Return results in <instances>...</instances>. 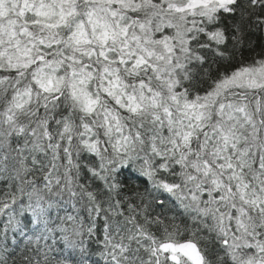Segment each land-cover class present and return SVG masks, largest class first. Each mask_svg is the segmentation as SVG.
<instances>
[{
    "label": "snow or ice",
    "instance_id": "1",
    "mask_svg": "<svg viewBox=\"0 0 264 264\" xmlns=\"http://www.w3.org/2000/svg\"><path fill=\"white\" fill-rule=\"evenodd\" d=\"M0 264H264V0H0Z\"/></svg>",
    "mask_w": 264,
    "mask_h": 264
},
{
    "label": "trees",
    "instance_id": "2",
    "mask_svg": "<svg viewBox=\"0 0 264 264\" xmlns=\"http://www.w3.org/2000/svg\"><path fill=\"white\" fill-rule=\"evenodd\" d=\"M255 39V38H254Z\"/></svg>",
    "mask_w": 264,
    "mask_h": 264
}]
</instances>
